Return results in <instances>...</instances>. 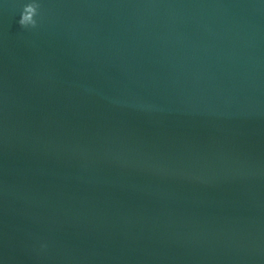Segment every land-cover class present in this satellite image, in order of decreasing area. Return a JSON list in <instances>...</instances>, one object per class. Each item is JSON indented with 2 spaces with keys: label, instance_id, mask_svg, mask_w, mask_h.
I'll return each instance as SVG.
<instances>
[{
  "label": "water",
  "instance_id": "obj_1",
  "mask_svg": "<svg viewBox=\"0 0 264 264\" xmlns=\"http://www.w3.org/2000/svg\"><path fill=\"white\" fill-rule=\"evenodd\" d=\"M0 264H264V0H0Z\"/></svg>",
  "mask_w": 264,
  "mask_h": 264
},
{
  "label": "clouds",
  "instance_id": "obj_2",
  "mask_svg": "<svg viewBox=\"0 0 264 264\" xmlns=\"http://www.w3.org/2000/svg\"><path fill=\"white\" fill-rule=\"evenodd\" d=\"M38 7L39 5L35 2L25 4L20 14L18 24L22 27L35 26L36 20L34 16L37 14Z\"/></svg>",
  "mask_w": 264,
  "mask_h": 264
}]
</instances>
